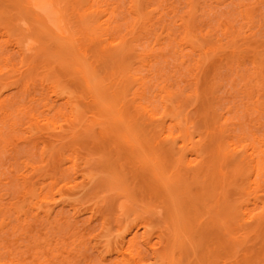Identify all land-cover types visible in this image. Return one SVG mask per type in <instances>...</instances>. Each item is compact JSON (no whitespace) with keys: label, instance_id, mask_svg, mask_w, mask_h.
I'll list each match as a JSON object with an SVG mask.
<instances>
[{"label":"rangeland","instance_id":"374dc122","mask_svg":"<svg viewBox=\"0 0 264 264\" xmlns=\"http://www.w3.org/2000/svg\"><path fill=\"white\" fill-rule=\"evenodd\" d=\"M50 5L0 0V264H264V0Z\"/></svg>","mask_w":264,"mask_h":264},{"label":"bare ground","instance_id":"6f19581e","mask_svg":"<svg viewBox=\"0 0 264 264\" xmlns=\"http://www.w3.org/2000/svg\"><path fill=\"white\" fill-rule=\"evenodd\" d=\"M25 2H26V5L35 13V15L36 16H39V18H43V20L45 21V24H47V23H51V22H53V20H55V18H56V11L55 12H53V11H51V10H49L51 7L50 6H52V5H50V4H52V0H24ZM92 4V3H91ZM138 4V3H137ZM50 5V6H49ZM139 5V4H138ZM49 6V7H48ZM90 6V5H89ZM20 7V6H19ZM134 7V6H133ZM138 7V6H137ZM90 8H92V7H90ZM135 8H136V5H135ZM98 9V8H97ZM138 9V8H137ZM55 10V9H54ZM96 10V9H95ZM90 11V10H89ZM93 13L94 12H96V11H93V10H91ZM61 12H63V11H61ZM65 12V11H64ZM84 14V13H83ZM96 14V13H95ZM94 15V14H93ZM140 16V15H139ZM90 17V16H89ZM95 18V17H94ZM57 19V18H56ZM59 19V18H58ZM61 19V18H60ZM66 20V19H65ZM60 21V20H59ZM93 22V21H92ZM101 22V21H100ZM90 23V22H89ZM189 23V22H188ZM57 24V23H56ZM92 24V23H91ZM99 25L101 24V23H98ZM195 25V24H194ZM60 26V25H59ZM62 26V25H61ZM92 26V25H91ZM96 26H97V24H96ZM193 26V25H192ZM189 30V29H188ZM194 31V30H193ZM189 32V31H188ZM187 32V33H188ZM64 33V32H63ZM191 35V34H190ZM61 37V36H60ZM189 38V37H188ZM187 38V39H188ZM73 41V40H72ZM200 42V41H199ZM201 43V42H200ZM74 45H75V43H74ZM73 45V46H74ZM78 46V45H77ZM112 46V45H111ZM71 47V46H70ZM73 48V47H72ZM79 49H80V47H79ZM78 51V50H77ZM81 51V50H80ZM73 52V51H72ZM75 52V51H74ZM82 53V52H81ZM79 55V54H78ZM75 57V56H74ZM261 64V63H260ZM90 65V64H89ZM83 66V65H82ZM85 66V65H84ZM261 67H262V65H261ZM77 68V67H76ZM86 69V68H85ZM91 74V73H90ZM85 75V74H84ZM259 75V74H258ZM90 79V78H89ZM96 80H97V78H96ZM85 81V80H84ZM87 81H88V79H87ZM86 82V81H85ZM90 82V81H89ZM89 82H86V87L87 86H90V85H92L93 86V84H89ZM95 83H97V82H95ZM91 87V86H90ZM85 88V87H84ZM94 88V87H93ZM170 92H173V91H170ZM252 93V92H251ZM171 95V94H170ZM169 95V96H170ZM251 95V94H250ZM215 97V96H214ZM98 99V98H97ZM96 99V100H97ZM3 101V100H2ZM1 102V101H0ZM103 103V102H102ZM2 104V103H1ZM3 105V104H2ZM108 106V105H107ZM101 108V107H100ZM107 109V108H106ZM79 110V109H78ZM78 110H76V111H78ZM144 110V109H143ZM116 111H118V110H116ZM115 111V112H116ZM145 111V110H144ZM119 112V111H118ZM106 113V112H105ZM121 113V112H120ZM119 113V114H120ZM77 114V113H76ZM116 114H117V112H116ZM112 115V114H111ZM118 115V114H117ZM117 115H115V116H117ZM114 117V116H113ZM121 120V119H120ZM37 123V122H36ZM261 123V122H260ZM122 125H124V124H122ZM168 135H165V138H167L168 139ZM171 139V138H170ZM230 140V139H229ZM227 141V140H226ZM220 142V141H219ZM223 144H225V142L223 143ZM222 147V146H221ZM250 148V147H249ZM232 149H234V147L232 148ZM245 149H246V147H245ZM221 150V149H220ZM219 151V150H218ZM234 152H236V151H234ZM218 153V152H217ZM215 154V153H214ZM251 155V154H250ZM247 156V155H246ZM181 157V156H180ZM250 158V157H249ZM251 160H252V162H253V159H254V157H252L251 156ZM221 159V158H220ZM219 159V160H220ZM216 161V160H215ZM236 161V160H235ZM241 161V160H240ZM186 162V161H185ZM251 162V165H252V167L254 168V163H252ZM217 163H218V161H217ZM154 164V163H153ZM190 165V164H189ZM155 166V165H154ZM217 168V167H216ZM157 170V169H156ZM156 172V171H155ZM158 175V174H157ZM126 244V241L124 242V244H123V246H122V251H123V253L125 252V245ZM154 253H155V257L157 258H159V259H161V258H164V251H160L159 252V250L158 251H156L155 249H154ZM132 264V263H135V262H129V264ZM136 264V263H135Z\"/></svg>","mask_w":264,"mask_h":264}]
</instances>
